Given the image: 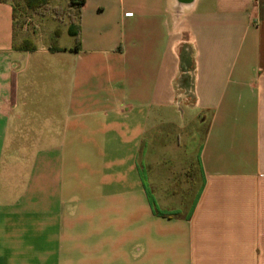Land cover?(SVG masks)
<instances>
[{
  "label": "crops",
  "instance_id": "obj_1",
  "mask_svg": "<svg viewBox=\"0 0 264 264\" xmlns=\"http://www.w3.org/2000/svg\"><path fill=\"white\" fill-rule=\"evenodd\" d=\"M37 16L0 0V264H264V0Z\"/></svg>",
  "mask_w": 264,
  "mask_h": 264
},
{
  "label": "trees",
  "instance_id": "obj_2",
  "mask_svg": "<svg viewBox=\"0 0 264 264\" xmlns=\"http://www.w3.org/2000/svg\"><path fill=\"white\" fill-rule=\"evenodd\" d=\"M68 1H69L70 10L73 11V14H71V18H70V23H71L70 35L76 38L77 41L76 49H78L80 42V33H81V9L85 4L86 0H68ZM24 2L28 7V9L40 14L44 13V11H46L51 4V0H24ZM62 35H63L62 28L60 27L57 28L51 40L52 42L51 50L53 51L63 50V48L60 47V39ZM18 48L34 50L35 46L33 42H31L30 40H24L21 46H18Z\"/></svg>",
  "mask_w": 264,
  "mask_h": 264
},
{
  "label": "rangeland",
  "instance_id": "obj_3",
  "mask_svg": "<svg viewBox=\"0 0 264 264\" xmlns=\"http://www.w3.org/2000/svg\"><path fill=\"white\" fill-rule=\"evenodd\" d=\"M13 2L16 5L17 16L20 17L19 24H21L24 19L26 20L27 18H32L33 15H39L37 17H46V20H51V18L55 16L60 21L59 27L62 28L63 30L64 27L63 24L66 22H70L71 14H73V11L70 10L68 0H51V4L49 8L46 11H44V13L42 14L33 12L30 9H28L24 0H13ZM33 27L35 29L36 28L38 29L39 25L33 24L32 28ZM28 34L30 36L33 35V31L30 30ZM70 42H72L71 39L69 37H66L63 40V45H68V44L70 45ZM183 79H184V83H186L187 85L186 87L188 88V90H191L192 88L191 84L193 82L191 74L188 73L187 75H184ZM176 106L178 109L186 108L183 103L181 104V106H178V104Z\"/></svg>",
  "mask_w": 264,
  "mask_h": 264
}]
</instances>
